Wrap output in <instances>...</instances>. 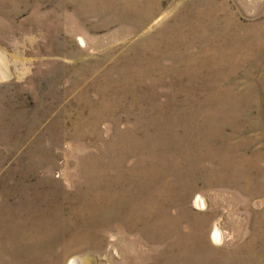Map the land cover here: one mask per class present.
I'll list each match as a JSON object with an SVG mask.
<instances>
[{"label":"rangeland","instance_id":"1","mask_svg":"<svg viewBox=\"0 0 264 264\" xmlns=\"http://www.w3.org/2000/svg\"><path fill=\"white\" fill-rule=\"evenodd\" d=\"M264 264V0H0V264Z\"/></svg>","mask_w":264,"mask_h":264},{"label":"water","instance_id":"2","mask_svg":"<svg viewBox=\"0 0 264 264\" xmlns=\"http://www.w3.org/2000/svg\"><path fill=\"white\" fill-rule=\"evenodd\" d=\"M72 264H83V262L81 261V259L79 257H75L73 259V263Z\"/></svg>","mask_w":264,"mask_h":264},{"label":"bare ground","instance_id":"3","mask_svg":"<svg viewBox=\"0 0 264 264\" xmlns=\"http://www.w3.org/2000/svg\"><path fill=\"white\" fill-rule=\"evenodd\" d=\"M84 263V262H83Z\"/></svg>","mask_w":264,"mask_h":264}]
</instances>
